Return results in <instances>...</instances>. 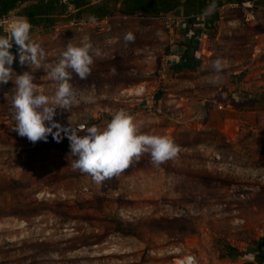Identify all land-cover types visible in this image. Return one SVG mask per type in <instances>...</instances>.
<instances>
[{
	"label": "rangeland",
	"instance_id": "1",
	"mask_svg": "<svg viewBox=\"0 0 264 264\" xmlns=\"http://www.w3.org/2000/svg\"><path fill=\"white\" fill-rule=\"evenodd\" d=\"M11 19L0 23L2 35L17 21ZM64 20L55 29L31 30L46 53L40 69L21 65L17 46L10 49L13 72L33 74L38 90L49 96L56 83L47 79V65L59 61L69 42L78 45L87 34L101 50L88 78L72 74L70 81L84 95L94 88L95 103L57 108L54 120L103 127L123 109L142 134L167 136L179 151L159 167L144 154L96 184L72 168L66 136L59 143L51 134L46 142L32 143L13 130L5 94L15 84H0V264H164L185 254L198 264H242V254L264 241V159L255 145H246L251 139L226 141L221 132L188 119L181 96L199 97L194 78L145 75L157 68L154 55L162 48H143L136 38L117 46L128 32L107 39L84 21ZM143 68L147 78L135 80ZM141 85L145 91L135 95ZM211 86L204 83L202 95Z\"/></svg>",
	"mask_w": 264,
	"mask_h": 264
},
{
	"label": "crops",
	"instance_id": "2",
	"mask_svg": "<svg viewBox=\"0 0 264 264\" xmlns=\"http://www.w3.org/2000/svg\"><path fill=\"white\" fill-rule=\"evenodd\" d=\"M85 1L81 8L69 10L71 18L84 21L88 28L97 27L107 39L117 40L120 33L131 32L137 39L135 43L144 42L143 48H162L169 63L166 80L192 77L199 88L197 99L181 96L188 119L198 127L221 132L226 141L235 142L239 136L245 142L251 139L246 145H255L259 158L264 159V0H194L193 5L177 0V6L157 16L123 15L115 0ZM213 3L215 10L209 15L207 9ZM88 4H94V14L85 10ZM51 14H57L55 24L32 29L41 32L57 28L64 14ZM171 17L178 19L179 24L167 27L166 19ZM10 18L23 17L12 10L0 23ZM152 41L159 44H151ZM124 43L119 40L117 46ZM216 60L224 66L219 83L213 82ZM142 70V76L133 79L143 81L146 76ZM206 82L212 85L211 91L202 95L201 87ZM241 260L242 264H264V241L257 250L244 252Z\"/></svg>",
	"mask_w": 264,
	"mask_h": 264
},
{
	"label": "clouds",
	"instance_id": "3",
	"mask_svg": "<svg viewBox=\"0 0 264 264\" xmlns=\"http://www.w3.org/2000/svg\"><path fill=\"white\" fill-rule=\"evenodd\" d=\"M214 10L215 3L209 5L207 13L210 15ZM32 27L28 18L23 17L11 26L7 34L0 35V84H6L9 80L15 84L12 94H5V98L10 96L15 121L13 130L19 136L27 137L32 143L46 142L49 134L59 143L66 136L70 142L69 158L75 157L71 159L72 168L91 177L96 184L119 175L129 168L133 160L139 161L144 154H148L151 163L157 167L177 155L179 149L172 139L163 135L142 134L135 118L123 109L116 111L103 127L73 124L70 118L67 126L55 121L57 108L71 111L81 102L95 103L94 88L84 95L70 81L73 73L81 80L87 79L92 72L94 57L102 53L93 46L87 34L81 37L78 45L69 42L61 52L59 61L47 65V79L54 81L56 88L52 96L46 95L42 89L38 90L33 74L25 72L16 75L12 69L16 58L10 51L13 44L17 46L21 65L28 64L31 68L40 69L45 60L44 49L31 35ZM134 40L131 32L125 33L126 44ZM213 68L216 74L213 82L219 83L224 66L220 60H216ZM81 132L85 134L81 136ZM182 264H197L196 257L187 255Z\"/></svg>",
	"mask_w": 264,
	"mask_h": 264
},
{
	"label": "trees",
	"instance_id": "4",
	"mask_svg": "<svg viewBox=\"0 0 264 264\" xmlns=\"http://www.w3.org/2000/svg\"><path fill=\"white\" fill-rule=\"evenodd\" d=\"M29 1H33L29 3ZM120 3L117 10L123 15H132L140 13L146 16H157L161 12L172 10L177 6V0H115ZM194 0H187L188 5H193ZM85 0H72L76 9L81 8L86 4ZM20 5H23L20 7ZM91 14H94V4H88L84 7ZM15 10V14L22 17H27L33 27L42 26L44 28L50 27L55 24V15L51 12H57L59 15L64 14L62 19H71L67 5L60 0H0V22L9 16V12ZM68 14V15H67ZM67 16V17H66ZM58 19V18H57ZM75 20L76 17H74ZM65 20L62 23H65ZM2 25L0 24V35ZM116 74L121 73L118 67L114 66ZM75 74V73H73ZM120 76V75H119ZM229 255L234 250L229 249Z\"/></svg>",
	"mask_w": 264,
	"mask_h": 264
},
{
	"label": "built area",
	"instance_id": "5",
	"mask_svg": "<svg viewBox=\"0 0 264 264\" xmlns=\"http://www.w3.org/2000/svg\"><path fill=\"white\" fill-rule=\"evenodd\" d=\"M62 3L66 4L67 5V8L68 10H71L74 8V5L72 3V0H60ZM76 20H73L72 23H74ZM78 24H80L81 20H77L76 21ZM179 24V21L178 19H175V18H167L166 19V26H173V25H178ZM148 49V48H147ZM147 52H149L151 55H154L156 52H154L153 50H147ZM151 55L150 58L151 59ZM155 54V62L157 64V68L155 70H150V71H146L145 75H152V74H155V73H160L162 75H166L167 74V66L169 65L168 63V60L165 58V56L163 54H159V56ZM151 62V60H150ZM150 64V63H149ZM134 71V69H132ZM135 72V71H134ZM163 76V77H164ZM145 91V87L143 85L139 86V88H137L135 91H134V94L135 95H138L142 92ZM187 255H193V254H185V255H182L180 257H176L174 258L172 261L170 262H166L164 264H182V260L184 259V257H186ZM197 260V259H196ZM197 264H198V260H197Z\"/></svg>",
	"mask_w": 264,
	"mask_h": 264
}]
</instances>
